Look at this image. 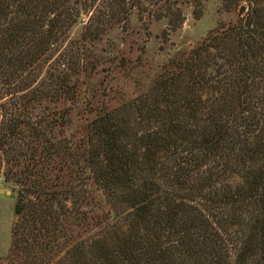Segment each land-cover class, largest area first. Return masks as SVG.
Returning a JSON list of instances; mask_svg holds the SVG:
<instances>
[{
    "label": "trees",
    "instance_id": "trees-1",
    "mask_svg": "<svg viewBox=\"0 0 264 264\" xmlns=\"http://www.w3.org/2000/svg\"><path fill=\"white\" fill-rule=\"evenodd\" d=\"M221 2L142 90L141 55H85L140 0H0L9 264H264V0Z\"/></svg>",
    "mask_w": 264,
    "mask_h": 264
},
{
    "label": "rangeland",
    "instance_id": "rangeland-1",
    "mask_svg": "<svg viewBox=\"0 0 264 264\" xmlns=\"http://www.w3.org/2000/svg\"><path fill=\"white\" fill-rule=\"evenodd\" d=\"M139 5V8L134 7L129 13L126 23L128 28L125 27L127 30L123 28V23L112 26L103 42L95 48L87 47L85 55L89 58H113L114 55H118L114 50L120 49L122 54L130 59L131 65L136 63V59L141 55L147 65L141 67L134 78L140 81L142 90L150 86L154 75L161 71L164 63L179 53L193 49L219 22L234 20L233 15L222 12L221 0H202L200 8L191 0H140ZM169 7L175 14L177 13L175 16L173 13L172 20L169 16L164 17L161 14ZM196 8L203 11L200 19L195 16ZM171 21L177 25L176 30L172 29ZM83 30L84 23H79L70 33V41L67 45L74 55H77L80 46L78 41ZM134 78L131 79L133 82L130 83L128 93L126 92L127 98L131 97L132 92L137 91V88L132 87L134 83L138 85V81ZM108 79L102 73L95 79L94 86L98 88L103 82L105 85ZM117 87L118 91L122 90L119 85ZM120 98L121 96L117 97V102ZM0 187L5 191L0 194V264H9L12 230L16 223L14 208L17 194L14 187L6 184L2 176H0Z\"/></svg>",
    "mask_w": 264,
    "mask_h": 264
},
{
    "label": "water",
    "instance_id": "water-1",
    "mask_svg": "<svg viewBox=\"0 0 264 264\" xmlns=\"http://www.w3.org/2000/svg\"><path fill=\"white\" fill-rule=\"evenodd\" d=\"M3 193H5V191L3 189H1V187H0V194H3Z\"/></svg>",
    "mask_w": 264,
    "mask_h": 264
}]
</instances>
